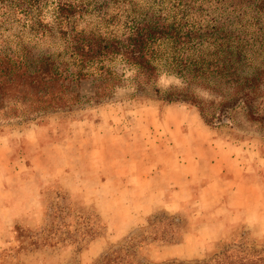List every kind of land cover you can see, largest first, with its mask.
Listing matches in <instances>:
<instances>
[{
    "label": "rangeland",
    "instance_id": "obj_1",
    "mask_svg": "<svg viewBox=\"0 0 264 264\" xmlns=\"http://www.w3.org/2000/svg\"><path fill=\"white\" fill-rule=\"evenodd\" d=\"M179 84L162 75L99 103L0 120V264H94L126 245L145 264L264 247V124L209 125L194 105L164 99ZM223 144L235 146L225 154H239L241 173L204 199ZM170 170L192 178V196L177 201ZM189 234L200 238L186 257L172 255Z\"/></svg>",
    "mask_w": 264,
    "mask_h": 264
},
{
    "label": "trees",
    "instance_id": "obj_2",
    "mask_svg": "<svg viewBox=\"0 0 264 264\" xmlns=\"http://www.w3.org/2000/svg\"><path fill=\"white\" fill-rule=\"evenodd\" d=\"M162 75L180 79L164 99L209 125H263L264 0H0V120L99 103ZM128 247L94 264H145ZM163 264H264V247Z\"/></svg>",
    "mask_w": 264,
    "mask_h": 264
},
{
    "label": "crops",
    "instance_id": "obj_3",
    "mask_svg": "<svg viewBox=\"0 0 264 264\" xmlns=\"http://www.w3.org/2000/svg\"><path fill=\"white\" fill-rule=\"evenodd\" d=\"M3 137L0 136V139H2ZM216 146V145H215ZM221 148H224L223 150H218V154L220 155L219 159H217V157H215L216 159L214 160V162H212L210 164V167H212L211 165L215 164L213 166V168H218L216 174H205V177H209L208 178V181H206L202 187V190H201V194L202 197L205 199L207 198L208 193H213L215 192V186L216 184H218L219 182H222L224 181L225 179H227V177H231L232 175H234L236 172L240 175L241 173V170H240V166H239V154L237 155H234V153H231V154H225L226 151H230L228 149L232 148V149H235V146L233 145H230V144H223L220 146ZM212 150L215 151L216 149L212 147ZM221 152L222 155L224 156V158L222 157V155L220 154ZM217 163V164H216ZM170 168H168L169 170ZM242 169V168H241ZM169 175H170V180L171 181H174V185H176L177 187L174 188L173 190V196L178 199L177 201H181L183 199H186L187 196H192V190L189 189V186H188V183H190V179H192L191 177H189L188 175H184V176H181L179 175L178 173H174L172 172L171 170L169 171ZM192 176H197V174L195 175V173L193 172V175ZM204 176V174H203ZM171 177H178V178H175V179H171ZM185 177V178H184ZM188 192V194H186ZM220 196H222L220 194ZM12 208V207H11ZM214 212V210H213ZM217 212V210L215 211ZM217 215L218 212L216 213ZM214 215V214H213ZM14 217V216H13ZM217 218L219 216H216ZM208 221V219H206ZM211 226H217L216 223H213ZM212 233V237L213 236H217L219 235L222 231H223V228L222 230L219 229V228H216V229H212L211 230ZM189 238V240H188ZM194 238H200L199 235H193V234H189L188 236L186 235L185 236V243H181L178 245H171L169 247L170 249V253L174 256H179V257H186V253L185 252H182L183 249H186L188 248V245H189V241H191L192 239ZM185 253V254H184Z\"/></svg>",
    "mask_w": 264,
    "mask_h": 264
}]
</instances>
